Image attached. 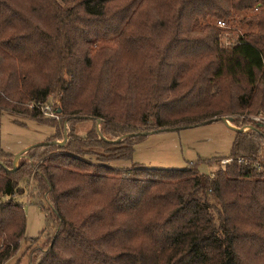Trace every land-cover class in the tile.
<instances>
[{
	"label": "trees",
	"instance_id": "1",
	"mask_svg": "<svg viewBox=\"0 0 264 264\" xmlns=\"http://www.w3.org/2000/svg\"><path fill=\"white\" fill-rule=\"evenodd\" d=\"M255 8L256 31L222 45L214 21ZM50 100L57 122L41 119ZM0 110L57 124L47 142L68 132L17 168L0 150V264L25 238L24 193L46 216L29 264H264V125L249 118L264 113V0H0ZM222 118L250 130L216 172L111 166L147 137L131 134Z\"/></svg>",
	"mask_w": 264,
	"mask_h": 264
},
{
	"label": "rangeland",
	"instance_id": "2",
	"mask_svg": "<svg viewBox=\"0 0 264 264\" xmlns=\"http://www.w3.org/2000/svg\"><path fill=\"white\" fill-rule=\"evenodd\" d=\"M257 12L258 8H255L252 12L236 14L230 21H226L225 26L214 21V24L223 31L220 36L221 44L230 48L236 43L238 36L255 32L256 27H248L243 19ZM48 105L54 108L52 100ZM234 117L239 116L235 114ZM251 117L264 119V113L249 116L250 119ZM41 119L59 121L46 116ZM227 123L229 126L219 121L175 131L152 133L136 145L131 161L118 160L111 163V166L118 169H130L138 165L148 169L180 170L197 164L201 173L211 174L220 168L218 159L228 158L231 155L235 131L233 124L229 121ZM92 127L93 122L83 121L76 127V134L85 136ZM57 130L58 125L52 122L50 124L7 110H0V150L13 157L33 145L46 143L57 133ZM249 130L250 127H244L242 131ZM13 164L17 168L19 160L14 159ZM259 171V174L264 172L263 168ZM19 201L23 203L26 212L25 238L18 253L7 264H29L25 256L26 250L46 227V216L43 210L29 201L27 193H24ZM43 241L40 240L39 244Z\"/></svg>",
	"mask_w": 264,
	"mask_h": 264
},
{
	"label": "water",
	"instance_id": "3",
	"mask_svg": "<svg viewBox=\"0 0 264 264\" xmlns=\"http://www.w3.org/2000/svg\"><path fill=\"white\" fill-rule=\"evenodd\" d=\"M222 121H223L227 126H229L228 123H227V120H225L224 118H222ZM208 123H212V121L206 122V123H204V124H208ZM190 127H194V126H190ZM182 128H189V126L177 127V128H165V129L162 128V129H158V130H154V131H147V132H143V133H139V134H131V135H129V136H135V135L148 136V135H150V134H152V133H159V132H163V131H175V130H180V129H182ZM233 129H234L235 131L244 132V131H242L243 129H239V128H235V127H233ZM67 133H68V132H67V127H65V132H64L65 140H64L62 143L57 142V141H53V142H46V143H41V144L33 145V146L27 148L26 150L22 151L21 153H19V154L15 157V160H19L20 157H21L22 155H24L25 152H26L27 150H30V149H33V148H36V147H41V146H44V145H56V144L63 145V144L65 143V141L67 140V135H68ZM122 139H123V137L120 138V139H118V140H116L114 143H119L120 141H122Z\"/></svg>",
	"mask_w": 264,
	"mask_h": 264
},
{
	"label": "built area",
	"instance_id": "4",
	"mask_svg": "<svg viewBox=\"0 0 264 264\" xmlns=\"http://www.w3.org/2000/svg\"><path fill=\"white\" fill-rule=\"evenodd\" d=\"M218 23L221 26H225L226 25L222 21H219ZM40 109H41L43 115L46 116L49 119L59 120L61 118L58 114L53 112L52 107L50 105L40 106ZM251 119L256 121V122H259L261 124H264V119L261 118V117H251ZM234 160H235L234 158H227V159H223L221 161V163L223 165H227V164L233 162ZM239 161H240L241 164H246L247 163V160H245L243 158H240ZM255 167H257V169H259V170L262 169V165H261L260 162L255 163Z\"/></svg>",
	"mask_w": 264,
	"mask_h": 264
}]
</instances>
